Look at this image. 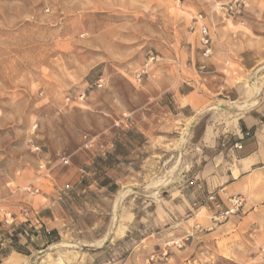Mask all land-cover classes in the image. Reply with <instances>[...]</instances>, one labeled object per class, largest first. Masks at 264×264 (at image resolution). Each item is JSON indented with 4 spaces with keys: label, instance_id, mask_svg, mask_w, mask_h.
Here are the masks:
<instances>
[{
    "label": "rangeland",
    "instance_id": "obj_1",
    "mask_svg": "<svg viewBox=\"0 0 264 264\" xmlns=\"http://www.w3.org/2000/svg\"><path fill=\"white\" fill-rule=\"evenodd\" d=\"M229 1L0 0V205L15 219L0 218V264H264V232L229 222L243 204L223 219L228 201L198 187L239 118L264 113V54L237 53L264 35V0L215 7ZM197 15L214 25L207 59ZM215 64L239 93L208 90ZM33 198L59 204L47 243L31 240Z\"/></svg>",
    "mask_w": 264,
    "mask_h": 264
},
{
    "label": "crops",
    "instance_id": "obj_2",
    "mask_svg": "<svg viewBox=\"0 0 264 264\" xmlns=\"http://www.w3.org/2000/svg\"><path fill=\"white\" fill-rule=\"evenodd\" d=\"M260 13L259 16L262 15ZM261 17L264 18V14ZM245 39L251 40L252 45L246 47L247 44L242 43L243 45L237 46L239 55L251 53L257 57L264 54L261 47L264 44V35L254 36L253 39L252 36L245 34ZM207 65H209V62H207ZM224 67V64H215V69L207 72L204 80L207 81L208 90L212 94H219L222 91L224 97L230 98V93L237 94L242 88L236 86L227 88L224 86L225 89L222 90L220 77L215 75L214 71L224 69ZM263 118L264 113L260 110L245 113L240 117L238 125L230 134L231 143L225 146L223 151L215 154L211 161L204 164L197 176L199 182H201L198 187L199 193H203V200L207 194L216 192L226 205V201L230 197L240 196L244 201L241 213L238 216L231 217L229 222L236 229L259 233L264 232ZM236 145L240 146V149H237ZM43 199L49 198L43 197ZM23 210L30 213L29 219L35 234L31 240H37L42 234L45 235L46 240L57 229L59 204L55 200L51 201L50 199V202L44 205L39 198H33L30 205L24 207ZM47 242L46 240L45 243Z\"/></svg>",
    "mask_w": 264,
    "mask_h": 264
},
{
    "label": "built area",
    "instance_id": "obj_3",
    "mask_svg": "<svg viewBox=\"0 0 264 264\" xmlns=\"http://www.w3.org/2000/svg\"><path fill=\"white\" fill-rule=\"evenodd\" d=\"M215 7H218L220 11L228 15H238L242 12L243 9L246 8V3L244 0H230L226 4L218 5L216 4ZM190 31L196 33L198 35V42L201 48L202 57L207 59L212 55V43H213V36H214V25L208 21L202 15H197L192 25L190 26ZM154 58L151 57L150 61H153ZM144 72H141V74ZM141 74L138 75L137 80H140ZM102 85L99 83L98 87ZM237 149H240V146L236 145ZM64 164L66 161H63ZM218 195L214 194L208 198L210 202H213L214 206H218ZM228 203L230 208L227 211L221 213L220 217L225 219L227 216L238 212L239 208L243 204V200L240 196L230 197L228 199ZM24 217H28L27 212H25ZM0 218L2 222L6 225H13L15 223V219L13 218L10 212H7L1 205H0ZM216 219V218H215ZM262 253L264 255V248L262 249Z\"/></svg>",
    "mask_w": 264,
    "mask_h": 264
},
{
    "label": "bare ground",
    "instance_id": "obj_4",
    "mask_svg": "<svg viewBox=\"0 0 264 264\" xmlns=\"http://www.w3.org/2000/svg\"><path fill=\"white\" fill-rule=\"evenodd\" d=\"M254 83H252V85H253Z\"/></svg>",
    "mask_w": 264,
    "mask_h": 264
}]
</instances>
